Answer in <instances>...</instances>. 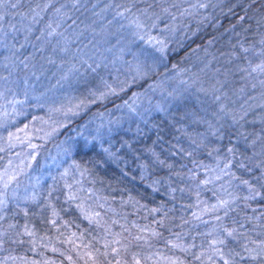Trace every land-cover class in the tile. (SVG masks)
I'll return each instance as SVG.
<instances>
[{
	"label": "clouds",
	"instance_id": "9594fccd",
	"mask_svg": "<svg viewBox=\"0 0 264 264\" xmlns=\"http://www.w3.org/2000/svg\"><path fill=\"white\" fill-rule=\"evenodd\" d=\"M0 264H264V0H0Z\"/></svg>",
	"mask_w": 264,
	"mask_h": 264
}]
</instances>
